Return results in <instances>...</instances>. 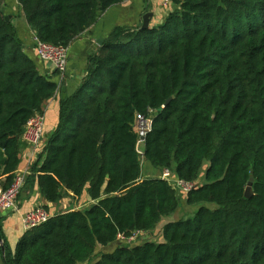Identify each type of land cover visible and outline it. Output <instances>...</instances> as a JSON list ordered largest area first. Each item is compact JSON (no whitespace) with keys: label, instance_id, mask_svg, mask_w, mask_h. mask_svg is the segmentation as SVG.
Instances as JSON below:
<instances>
[{"label":"trees","instance_id":"16d2710c","mask_svg":"<svg viewBox=\"0 0 264 264\" xmlns=\"http://www.w3.org/2000/svg\"><path fill=\"white\" fill-rule=\"evenodd\" d=\"M124 1L18 3L41 41L68 47L99 13ZM169 1L176 9L160 24L117 27L89 55L30 168L47 203L84 190L95 203L25 232L13 253L5 249L2 264L83 263L97 245L149 233L176 211L179 199L165 180H141L137 115L152 122L144 160L156 169L174 167L180 181L193 185L186 205L200 207L192 219L164 225L162 242L120 245L94 264H264V0ZM2 4L0 156L7 187L24 126L42 114L57 85L22 54Z\"/></svg>","mask_w":264,"mask_h":264},{"label":"crops","instance_id":"0c3cea01","mask_svg":"<svg viewBox=\"0 0 264 264\" xmlns=\"http://www.w3.org/2000/svg\"><path fill=\"white\" fill-rule=\"evenodd\" d=\"M163 1L164 0H126L119 5L111 7L103 13H99L94 24L81 33L78 37H76L68 46L67 69L62 77L50 64L42 62L38 59L32 44V36L34 33L26 23L18 0H3L1 11L4 16L9 17V24L14 29L15 40L21 45L22 54H24L34 63L37 72L41 76L49 78L57 85V91L52 98L44 102L42 107L41 116L44 119V135L40 146L34 149L31 146L25 144L22 139L19 138V165L16 169V174L26 172L27 176L25 186L19 196L18 211L0 214V264L3 263L5 249H7L8 252L13 253L17 241L25 233L21 222V218L25 213L33 210L36 207H43L46 208L50 216H54L55 214L64 213L69 210H84L95 203L89 199L86 190L83 191L79 198H74L71 194L67 193L58 203H47L41 194L35 176L30 173V168L39 162V157L43 147L46 144V140L55 131L58 125L60 103L64 99L73 95L80 85L81 79L87 67V59L89 55L96 53L101 45L98 44V41L106 40L113 29L117 27H140L143 15L146 13L152 14L149 27L160 24L168 15V13L176 9L173 5H171L170 2L167 5H163ZM141 148L143 153V145ZM3 159L4 157L0 156V187H3L4 185V179L1 177L3 170ZM204 163H206L204 169L205 171L208 161ZM204 163L202 164L199 173V177L201 176V178H198L199 182H197V184H201L203 182L204 172L202 174V168ZM140 164L141 180L154 178L162 179L161 175L164 170L153 168L148 162L144 160V158L143 162L140 161ZM142 165L145 166L144 171L142 169ZM173 169L174 167H172L170 171L172 172L173 176L176 177ZM186 195L187 194H185L183 197L185 204ZM178 211L179 207L173 214L161 219L163 221L161 223V229L159 230V242H162L161 232L164 225L181 220L177 216ZM196 211L197 210H195V212ZM156 227L149 233H141L143 238L149 239L153 237L155 235L154 231L156 230ZM143 241L144 240L140 241L136 245H140ZM119 246L120 244H118V242L105 247L97 245L91 259L78 264H94L102 255L112 254Z\"/></svg>","mask_w":264,"mask_h":264},{"label":"built area","instance_id":"2783aa9c","mask_svg":"<svg viewBox=\"0 0 264 264\" xmlns=\"http://www.w3.org/2000/svg\"><path fill=\"white\" fill-rule=\"evenodd\" d=\"M169 0H164L163 5L169 4ZM32 44L38 59L50 64L55 71L63 77L68 63V47L56 46L41 41L35 34L32 36ZM151 118L137 115L135 117L134 132L137 136L136 149L141 147L147 133L151 130ZM44 135V119L41 115H35L24 126L21 135L22 141L36 149L40 146ZM139 154V152H138ZM140 155V154H139ZM26 172L15 174L13 181L7 187H0V214H6L18 211L19 196L25 186ZM162 180H165L174 190L185 194L193 187L192 184L184 183L174 177L168 169L164 170ZM49 212L43 207H36L25 213L22 218V226L25 232L35 229L50 219ZM141 233L135 232L129 237L118 235L116 242L120 245H136L137 237Z\"/></svg>","mask_w":264,"mask_h":264},{"label":"rangeland","instance_id":"374dc122","mask_svg":"<svg viewBox=\"0 0 264 264\" xmlns=\"http://www.w3.org/2000/svg\"><path fill=\"white\" fill-rule=\"evenodd\" d=\"M138 152H139L140 155H142V148L141 147L138 148ZM140 161L143 162L142 156H140ZM205 162H207V161H205ZM142 166H143L142 169L144 171L145 170V166L144 165H142ZM205 166H206V163H204V166L202 168V174L204 172ZM200 178H201V176L199 177V179ZM197 182H199V180ZM176 195H177V197L179 199V203H180V204H178L179 205L178 206L179 207V211H178V215L177 216L181 220L192 219L194 217L195 213H196L195 210H197L200 206H196V205H194V206H187L184 203V201H183L184 193L181 192V191H179V190H177ZM202 206H207L210 209L215 208L214 205H208V204H203ZM162 221L163 220H161V222H159V224L157 225L156 230L154 231L155 232V235L153 237L147 239V238H143V235L141 234V235H139L137 237L136 242L139 243L140 241L144 240V241H150V242L158 243L160 241V233H159V230L161 229V226H162L161 223H162Z\"/></svg>","mask_w":264,"mask_h":264},{"label":"water","instance_id":"95a60500","mask_svg":"<svg viewBox=\"0 0 264 264\" xmlns=\"http://www.w3.org/2000/svg\"><path fill=\"white\" fill-rule=\"evenodd\" d=\"M151 17H152V14H150V13H146V14L143 15L140 29L147 30L149 28V22H150ZM4 21L6 23H8L9 22V17L8 16H5L4 17ZM102 42L103 41L100 40V41H98V44H102ZM252 183H253V178L252 177H249V180H248V182L246 184V188H245V191H244V198L245 199L251 198V187H252Z\"/></svg>","mask_w":264,"mask_h":264}]
</instances>
